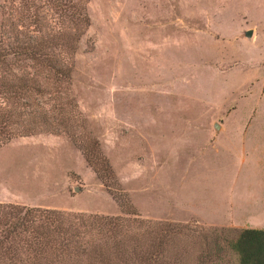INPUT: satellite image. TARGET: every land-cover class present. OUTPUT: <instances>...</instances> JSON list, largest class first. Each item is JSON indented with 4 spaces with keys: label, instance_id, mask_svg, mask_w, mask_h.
<instances>
[{
    "label": "rangeland",
    "instance_id": "rangeland-1",
    "mask_svg": "<svg viewBox=\"0 0 264 264\" xmlns=\"http://www.w3.org/2000/svg\"><path fill=\"white\" fill-rule=\"evenodd\" d=\"M86 9L71 91L119 198L66 136L40 133L0 147V203L116 216L120 200L143 219L227 237L264 229V0H88ZM207 263L237 259L225 250Z\"/></svg>",
    "mask_w": 264,
    "mask_h": 264
},
{
    "label": "trees",
    "instance_id": "trees-1",
    "mask_svg": "<svg viewBox=\"0 0 264 264\" xmlns=\"http://www.w3.org/2000/svg\"><path fill=\"white\" fill-rule=\"evenodd\" d=\"M88 0H4L0 9V147L40 133L66 136L114 198L117 175L71 91ZM122 215L0 203V264H208L230 250L264 264V229L224 230Z\"/></svg>",
    "mask_w": 264,
    "mask_h": 264
},
{
    "label": "water",
    "instance_id": "water-1",
    "mask_svg": "<svg viewBox=\"0 0 264 264\" xmlns=\"http://www.w3.org/2000/svg\"><path fill=\"white\" fill-rule=\"evenodd\" d=\"M243 35L246 36L247 38H250L252 35V29L244 30Z\"/></svg>",
    "mask_w": 264,
    "mask_h": 264
}]
</instances>
